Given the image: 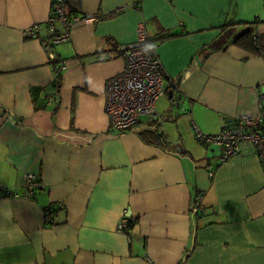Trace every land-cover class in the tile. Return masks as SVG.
<instances>
[{
    "label": "crops",
    "instance_id": "0c3cea01",
    "mask_svg": "<svg viewBox=\"0 0 264 264\" xmlns=\"http://www.w3.org/2000/svg\"><path fill=\"white\" fill-rule=\"evenodd\" d=\"M52 2L0 0V185L19 194L0 196V264H264L255 148L218 164L195 135L264 105V53L233 43L245 29L264 41V0H66L100 17L73 22L52 47L66 64L57 76L41 42ZM33 24L36 36H24ZM141 24L148 37L179 33L157 47L168 89L153 117L119 131L105 86L125 65L117 46ZM155 127L165 147L139 134ZM28 173L40 181L31 196ZM51 204L62 207L49 224ZM123 215L128 236L117 227Z\"/></svg>",
    "mask_w": 264,
    "mask_h": 264
},
{
    "label": "built area",
    "instance_id": "2783aa9c",
    "mask_svg": "<svg viewBox=\"0 0 264 264\" xmlns=\"http://www.w3.org/2000/svg\"><path fill=\"white\" fill-rule=\"evenodd\" d=\"M99 14L79 15L71 12L66 7V0H53L51 3V15L46 24L51 35L41 40L47 51L48 58L53 59L52 47L69 38L70 28L75 21L82 20L92 23L98 20ZM60 25V30L56 24ZM38 25L33 24L23 31L26 37H35ZM148 35L144 25L138 27L137 39L127 45L117 46L125 60L124 68L118 74L110 77L105 86V112L111 126L116 130H126L139 122L142 116L151 118L155 115V104L159 97L165 95L168 86L165 83V74L162 63L157 53V48L148 49ZM66 68V64L59 63L54 70L57 76ZM57 102L54 95L49 96ZM181 96L174 98V104L178 105ZM196 138L206 146H212L217 150V163L227 162L233 155L239 153L247 145L255 148L262 165H264V105H257L253 111L240 114L234 122L221 128L214 134H203L196 130ZM37 176L28 173L24 176V190L26 196L33 195L38 188ZM0 185V192H2ZM10 195H19L12 193ZM198 208L202 206L198 204ZM51 217H45L49 223ZM50 224V223H49ZM129 220L122 216L118 222V228L127 235ZM128 236V235H127Z\"/></svg>",
    "mask_w": 264,
    "mask_h": 264
},
{
    "label": "trees",
    "instance_id": "16d2710c",
    "mask_svg": "<svg viewBox=\"0 0 264 264\" xmlns=\"http://www.w3.org/2000/svg\"><path fill=\"white\" fill-rule=\"evenodd\" d=\"M72 12V11H71ZM255 23H257L256 21H254ZM236 22H227L225 24V26H229V25H233L235 24ZM253 23V22H251ZM179 35V33H171L169 31H164V30H161V32H159V35H156L155 37H148V43L155 46L156 48L158 47V44L167 39V38H170V37H174V36H177ZM234 44L236 45H240L241 47H244L246 48L247 50L249 51H252L254 53H264V41H262L261 39V35L259 33H256V32H252L251 29H245L241 34H239L233 41ZM55 46V45H54ZM53 46V47H54ZM117 51V50H116ZM118 52V51H117ZM120 53V52H119ZM52 67H53V70H55L58 66V64L60 62H62L61 59H59L58 57H55L53 59H49ZM59 78H55L54 80V85L55 87H58L59 86ZM140 136L141 138L147 142V143H152V144H155V145H159V146H163L165 147L168 142L166 140V137H165V134L157 129V127H155L154 129H146V130H143L141 131L140 133ZM37 182H40L39 179H37ZM40 185H38V188H39ZM36 190H34L35 192ZM33 192V194H34ZM25 193V190L23 192V194ZM11 194V193H10ZM7 191L3 190L2 192H0V196H7V195H10ZM54 204H51L49 205V207L47 206L45 208V217H51V220H49V223H52L53 222V219H52V213H53V210L54 209H59L61 208L62 206L60 204H57L56 208H52ZM133 222V220H129V224L128 226Z\"/></svg>",
    "mask_w": 264,
    "mask_h": 264
},
{
    "label": "clouds",
    "instance_id": "9594fccd",
    "mask_svg": "<svg viewBox=\"0 0 264 264\" xmlns=\"http://www.w3.org/2000/svg\"><path fill=\"white\" fill-rule=\"evenodd\" d=\"M151 48H153V46L152 45H148V49H151Z\"/></svg>",
    "mask_w": 264,
    "mask_h": 264
},
{
    "label": "water",
    "instance_id": "95a60500",
    "mask_svg": "<svg viewBox=\"0 0 264 264\" xmlns=\"http://www.w3.org/2000/svg\"><path fill=\"white\" fill-rule=\"evenodd\" d=\"M168 93H171V92L168 91Z\"/></svg>",
    "mask_w": 264,
    "mask_h": 264
}]
</instances>
